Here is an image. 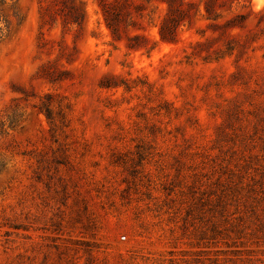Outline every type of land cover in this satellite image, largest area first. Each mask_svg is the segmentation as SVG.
<instances>
[{
	"label": "rangeland",
	"instance_id": "rangeland-1",
	"mask_svg": "<svg viewBox=\"0 0 264 264\" xmlns=\"http://www.w3.org/2000/svg\"><path fill=\"white\" fill-rule=\"evenodd\" d=\"M0 264H264V0H0Z\"/></svg>",
	"mask_w": 264,
	"mask_h": 264
}]
</instances>
